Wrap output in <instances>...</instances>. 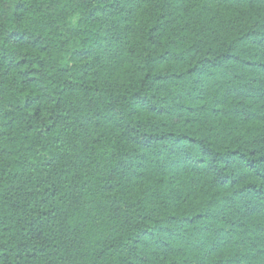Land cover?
Instances as JSON below:
<instances>
[{
  "label": "trees",
  "instance_id": "1",
  "mask_svg": "<svg viewBox=\"0 0 264 264\" xmlns=\"http://www.w3.org/2000/svg\"><path fill=\"white\" fill-rule=\"evenodd\" d=\"M0 264H264V0H0Z\"/></svg>",
  "mask_w": 264,
  "mask_h": 264
}]
</instances>
